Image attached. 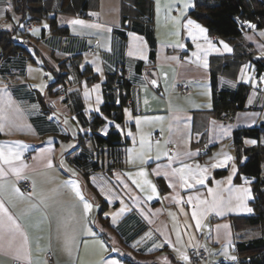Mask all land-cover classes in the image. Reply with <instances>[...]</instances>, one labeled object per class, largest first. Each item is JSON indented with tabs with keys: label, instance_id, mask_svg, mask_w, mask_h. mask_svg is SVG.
<instances>
[{
	"label": "crops",
	"instance_id": "1",
	"mask_svg": "<svg viewBox=\"0 0 264 264\" xmlns=\"http://www.w3.org/2000/svg\"><path fill=\"white\" fill-rule=\"evenodd\" d=\"M152 1L155 39L152 61L147 37L122 26L121 0H98L86 16L58 14L57 24L67 27L65 34L53 31L46 20L34 23L31 29L25 27L26 35L12 37L22 41L26 54L4 56L0 50V151L4 154L0 159V169L4 172L0 175V185L4 186L0 200L20 225L14 235L6 234L0 240V264L15 261L29 264V256L31 264H111L113 261L132 264L116 253L120 247L141 250L138 261L141 263L158 261L154 256L161 261L172 256L184 263L182 255L187 256L197 246L206 249L207 259L199 263H190L188 259V264H218L219 258L230 257L233 241L230 216L252 212L249 181L235 180L237 166L230 135L234 128L264 122V73L256 75L252 64L245 62L235 77L219 75L220 87H234L238 82L251 84L246 107L235 112L231 121L210 116L204 132L195 129L193 112L211 106L209 57L230 54L231 45L208 31L193 41L184 27L188 19L207 30L189 14L194 0ZM173 18H179L180 23H175ZM74 20L83 23L73 24ZM18 24L24 26L20 15L12 10L11 0H0V27L12 29ZM261 33L264 27L253 28L244 31L243 38L258 56L264 57ZM197 44L201 45L200 49ZM64 58L77 61L80 69L88 65L97 75V80L92 82L76 75L66 80L68 89H80L88 113L100 112L108 74L115 73L130 82L123 121L102 114L106 121L103 132L114 125L128 138L122 167L116 168L110 177L102 171L90 176L92 185L108 204L104 215L128 244L119 242L113 232L110 243L100 235L96 216L99 204L92 200L84 180L65 156L76 140L61 138V134L69 131L64 130L57 108H66L72 128L84 129L60 96L51 99L46 96L54 108L47 113L40 111L37 95L46 93L50 82L41 62L57 67V61ZM177 81L189 82L191 92L175 91L173 85ZM116 85L113 82L117 103ZM227 156L232 159L226 161ZM49 161L51 168L47 166ZM221 163V167L212 166ZM182 168L183 173L173 171ZM204 168L207 178L204 184H199L200 169ZM224 168L225 174L214 176L215 170ZM141 170L145 176L137 174ZM24 179L30 182L28 189L21 186ZM68 181H75L85 200L92 204L87 215L83 203L67 186ZM15 188L23 196L17 195ZM210 188L214 196L209 195ZM149 196L152 198L148 199ZM189 197L193 198L191 203ZM193 211L200 220L199 228ZM135 227L141 230L133 236Z\"/></svg>",
	"mask_w": 264,
	"mask_h": 264
},
{
	"label": "trees",
	"instance_id": "2",
	"mask_svg": "<svg viewBox=\"0 0 264 264\" xmlns=\"http://www.w3.org/2000/svg\"><path fill=\"white\" fill-rule=\"evenodd\" d=\"M97 1L11 0L12 10L20 15V22H23L24 26L18 24L12 29L0 27L2 54L8 56L15 53H27L22 41L15 40L12 35H26L28 30L25 25L28 21L40 23L42 20H46L53 31L65 34L68 32L67 27L57 24V15L86 16L88 11L96 6ZM153 12L152 0H121V24L124 28L137 31L147 37L150 43L151 61L154 58L155 43L152 33ZM189 14L201 22L210 35L227 41L232 48L228 55H211L209 57L211 106L193 112V127L204 132L207 118L210 116L231 121L235 112L246 107L251 84L238 82L234 87H220L217 84L219 75L235 77L239 67L245 62L252 64L256 75L264 73V57L258 56L252 45L243 38L244 31L264 27V0H194ZM251 25H255V27ZM41 65L51 71L54 78L47 85L46 93L37 95L40 111L44 113L52 111L54 107L50 99L60 96L71 115L84 129L83 131L78 130L74 134L68 132L66 135L61 134L60 136L63 139L73 138L76 140L73 148L67 151L65 156L84 180L86 189L92 194V200L99 204L96 216L99 221L100 235L107 243H110V232H113L119 242L128 244L129 241L119 235L109 222L108 217L104 215L108 204L92 185L90 176L96 171H102L107 177H110L116 168L122 167L128 138L124 137L114 125H110L103 132L106 121L102 114L112 115L117 122L123 121L122 111L130 97V82L123 77L116 76L115 73L108 74L107 82L103 85L104 102L100 107V112L88 113L85 110L80 89H68L66 80L71 75H76L86 82L95 81L97 75L92 72L91 68L85 65L80 69L78 62L69 60V58L58 60L57 67L49 65L45 61H42ZM113 82L117 83L115 87L118 89L117 103L112 88ZM46 96L50 99H47ZM248 139H251L252 142H247ZM230 141L237 166L235 180L238 182L246 178L249 181L252 191L250 200L252 212L230 216L233 235L231 251L235 259L219 258L218 264H264V122L234 128L230 135ZM225 172V168L217 169L214 176H221ZM156 180L161 182L160 179ZM135 228L133 236L141 230L138 227ZM132 251L142 253L141 250ZM121 256L132 264H185L173 259L172 256L171 259L161 262L146 260L142 263L132 261L126 255L122 254Z\"/></svg>",
	"mask_w": 264,
	"mask_h": 264
},
{
	"label": "snow or ice",
	"instance_id": "3",
	"mask_svg": "<svg viewBox=\"0 0 264 264\" xmlns=\"http://www.w3.org/2000/svg\"><path fill=\"white\" fill-rule=\"evenodd\" d=\"M185 7L187 8L188 5L185 4ZM173 20H174L175 23H180V19L179 18H173ZM72 23L73 24H79V23H83V22L82 21H79V20H74V21H72ZM251 26L252 27H255V25H251ZM184 27L188 29V34L192 37L193 41H195L199 36L205 34L206 31H207L206 29H204L203 27H201L199 24H196L195 21H193L191 19H188L186 21V23L184 24ZM194 29L195 30H198V31H194ZM176 34L178 35L179 33H176ZM261 35H264V33H261ZM204 38L207 39L206 36ZM208 43H209V46H211V42L209 41ZM177 46L178 47H183V45H177ZM196 47L198 49H200L201 48V45L197 44ZM224 47H225V49H228V46L227 45H224ZM228 50L230 51L231 49H228ZM193 55H196L197 58L199 59V56H198L197 53H193ZM206 66L207 65L205 64V67ZM153 84H155V81H153ZM97 111H98V109H97ZM137 124H139V119H137ZM0 130H2V125H0ZM143 143H144V141L142 139L141 140V144L143 145ZM3 158H4V154H3L2 151H0V159H3ZM231 159H232V157H230V156H227L225 158L226 161L227 160H231ZM5 162H7V161H5ZM47 166L49 168L52 167L51 161L48 162V165ZM212 166L213 167H221V166H223V163H221V164H214ZM184 168H188L189 171H191V169L187 165H185ZM184 168H182V169H174L173 171L174 172L179 171V172L183 173ZM198 168H199V166H198ZM13 171H16V170H13ZM205 172H207V169L206 168L200 169V174L201 175H200V178L197 180V183L204 184L205 179L207 178L206 176H204V173ZM233 173H235V168H233ZM137 174L140 175V176H145L146 175V173L143 170H141ZM0 175H4V172H3L2 169H0ZM129 175H131V174H129ZM182 179H185L186 180V178L183 177V176H182ZM228 179H229V183H231V177H229ZM66 183H67V186H69V187H71L73 189V191L75 192L76 197L83 203V210H84L85 215H87V213L92 208V204L89 203V202H87L85 200L84 196L82 195V193H81V191L79 189L78 184L75 181H68ZM133 183H136V181H133ZM145 183L146 184H150L149 181H145ZM217 183H219V182H217ZM188 186L191 187L192 185H188ZM137 187H141V185L137 184ZM151 188H152V192L155 193L156 192L155 186L153 185V186H151ZM244 191L247 192L248 190L247 189H244ZM3 192H4V186L3 185H0V195H3ZM14 192L17 195L23 196V193L20 192L19 188H15L14 189ZM208 192H209V195L210 196H214L213 190L211 188L208 189ZM31 195L32 194L29 193V196H31ZM151 198H152L151 196L148 197V199H151ZM192 199H193L192 197H189L188 202L191 203L192 202ZM200 203L204 204V203H208V202L207 201H200ZM215 204H216V200L214 198L213 205H215ZM247 210L248 211H251V209H247ZM121 211H123V209H121ZM218 214H222V213H219L218 212ZM192 216H193V219L196 220V226H197V228H199L200 227V220H199V218H197V213L195 211H193ZM115 220H116V217L113 216V223H115ZM19 230H20L19 223H17L16 219L9 213L8 208L5 206L4 201L3 200H0V240H2L6 234H13L14 235L15 232H17ZM90 234L94 235V233H91V232H90ZM24 239H25V244H26L27 243V237H25ZM165 242L167 243V241H165ZM66 243H67V241H66ZM101 246H103V245H101ZM16 258H17V260L20 259L19 250L17 252V257ZM27 258L29 260V264H31L30 256L27 257ZM182 259L185 260V261H187L189 258L186 255H182ZM232 259H235V257H233ZM45 264H46V262H45ZM111 264H116V262L113 261V262H111Z\"/></svg>",
	"mask_w": 264,
	"mask_h": 264
},
{
	"label": "built area",
	"instance_id": "4",
	"mask_svg": "<svg viewBox=\"0 0 264 264\" xmlns=\"http://www.w3.org/2000/svg\"><path fill=\"white\" fill-rule=\"evenodd\" d=\"M34 26V23L32 21H28L25 25L27 29H31ZM90 49H94L93 46L90 47ZM173 88L175 91L182 93V94H188L191 92V85L187 81H177L174 83ZM157 136V134H154ZM21 186L25 189H28L30 187V182L28 179H24L21 181ZM189 260L193 263L202 262L207 258V251L203 246H197L194 247L192 250H189L188 253H186ZM14 264H17L15 261ZM62 264H73V263H62Z\"/></svg>",
	"mask_w": 264,
	"mask_h": 264
},
{
	"label": "rangeland",
	"instance_id": "5",
	"mask_svg": "<svg viewBox=\"0 0 264 264\" xmlns=\"http://www.w3.org/2000/svg\"><path fill=\"white\" fill-rule=\"evenodd\" d=\"M32 22L34 23V21H32ZM47 71H48V70H47ZM47 77H48V82H49V80L51 81V80L54 78V75L52 74L51 71H48V72H47ZM57 112H58V114H59V118L62 119V120H61V123H62V125H63L64 130H65L66 128H68L67 130H68L70 133H72V134H74V133H73L74 131H75V132L78 131L77 128H75V127L72 128V127H73V126H71V122H72V120H71V117L68 115V112H67V110H66L65 107H58V108H57ZM72 124H73V122H72ZM99 173H100V172H98V173H96V174L98 175ZM87 191H88V190H87ZM88 192H89L90 195H92V194L90 193V191H88ZM192 249H193V248H191L190 250H192ZM119 252H120L121 254L126 255V256H128L129 258H131L132 261H139V257H140L139 253H135L134 251H132V250L129 249V248H126V247H120ZM227 254H229V253H227ZM209 256H210V253H209ZM233 257H234V254L231 253L229 258H233ZM153 259L158 260V261H161V260H160L158 257H156V256H154ZM209 261L211 262V257L209 258ZM189 262H190V263H193V262H191L190 260H189ZM184 263H185V264H188V262L185 261V260H184ZM198 263H199V262H198Z\"/></svg>",
	"mask_w": 264,
	"mask_h": 264
},
{
	"label": "bare ground",
	"instance_id": "6",
	"mask_svg": "<svg viewBox=\"0 0 264 264\" xmlns=\"http://www.w3.org/2000/svg\"><path fill=\"white\" fill-rule=\"evenodd\" d=\"M208 255V254H207Z\"/></svg>",
	"mask_w": 264,
	"mask_h": 264
}]
</instances>
